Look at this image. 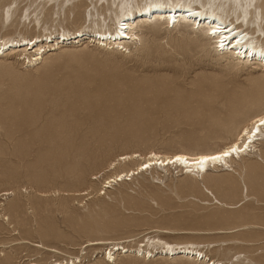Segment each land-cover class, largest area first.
I'll list each match as a JSON object with an SVG mask.
<instances>
[{
    "label": "rangeland",
    "instance_id": "rangeland-1",
    "mask_svg": "<svg viewBox=\"0 0 264 264\" xmlns=\"http://www.w3.org/2000/svg\"><path fill=\"white\" fill-rule=\"evenodd\" d=\"M109 1L69 0L62 9L44 0H0V37L46 43L34 66L23 55L0 56V264H204L160 256L156 240L192 244L222 264H264V138L203 179L178 164L153 166L100 192L108 177L150 152L222 147L264 110V91L250 94L264 88V68L224 61L231 56L218 55L200 30L146 31L152 22L130 53L61 39L63 30H93L89 12L105 16L113 31L117 1ZM11 2L15 24L1 26ZM258 5L264 32V0ZM260 42L264 47V35ZM130 153L141 158L116 162ZM88 241L142 244L155 257L115 251L108 262L111 246L86 247Z\"/></svg>",
    "mask_w": 264,
    "mask_h": 264
},
{
    "label": "bare ground",
    "instance_id": "bare-ground-1",
    "mask_svg": "<svg viewBox=\"0 0 264 264\" xmlns=\"http://www.w3.org/2000/svg\"><path fill=\"white\" fill-rule=\"evenodd\" d=\"M115 1H117V5L116 10L114 11V19H111L113 31H110V27L106 24L107 18L105 16L99 18L100 16L97 14V18L95 19L94 14L89 12L87 15L90 27H93V30L90 32H88V30L85 31L80 29L74 32L63 30L61 33V39H64V41L65 39L73 40L71 43H76L78 45L87 38L90 43H100L105 45V47L112 49L115 46L119 47V49L121 48L124 52L130 53L132 49H137L142 45V34L139 33L141 31L140 29L153 22L152 27L148 26L146 31L152 32L164 26L166 29L173 28L174 30L178 29V31L191 30V32H193L194 29H197L200 30L203 38L211 42L213 50L218 53V55L229 54L231 56H229L230 58L222 57L224 61L233 60V62H242V64L249 65L253 64L264 68V47L260 42L261 35H264V32L259 26L261 15L258 0H201L199 4L201 8L193 4L198 0H178L177 2L167 0L170 2L167 4H162L166 2L165 0H139L140 3L138 0H113L114 5ZM104 2L109 6V0H104ZM142 2H144V5L140 8L143 4ZM47 3L50 4L51 7L58 4L61 8L65 3H67V5L70 4L69 0H44V5ZM12 4L13 2L8 3V5L3 8L1 26L12 27L15 24V21H13V14L17 12V9H15V7L13 8L11 6ZM70 5L67 6V9H69ZM101 7H103V4H101ZM78 16L80 18V15ZM83 21L86 22V17H84ZM40 39H42L41 36H35L32 38H25L23 36L20 39H5L0 37V56L7 57L11 55H23L26 56L27 64L34 66L38 62L43 61V53L45 52L44 48L46 47V43L43 44L41 43L42 41H40L39 44H36ZM58 44L59 42H56V45ZM58 47L60 46L58 45ZM43 49L44 51H42ZM31 51L36 52L34 55L36 58L34 59L33 57V60L29 59L27 56V52ZM120 54L122 53L120 52ZM263 91V87H257L255 91L250 94L260 95ZM263 130L264 110L251 117L246 124L240 128L236 136L222 147H218L216 150L212 151L200 150L196 153L178 151L171 155H161L150 152L142 159V161L140 160L135 164L133 168L122 172L119 171V173L108 177L103 182L100 192L103 193L105 188L107 189L113 186L112 184L127 181L131 177L138 175L153 166L164 169L174 164L177 166L178 164L179 169H181L182 172L189 173L191 176L197 177V179L198 177L203 179L209 174L211 169L230 168L231 166L229 164L231 161L234 159H240L242 155L250 153L251 150L253 151V149L256 148V144L264 138ZM140 158V154L130 153L119 156L116 158V162L126 163ZM116 162L111 163L110 165L115 166ZM189 177L187 178L189 179ZM203 188L205 192L213 198L207 188L205 186ZM214 202L219 203L215 199ZM243 202L245 201L240 202L236 206H240ZM235 231L236 230L222 232L232 233ZM162 232L167 233L166 231ZM184 233L189 234L190 232ZM155 242L162 245L160 250H157L160 256H165L167 258L174 257V259L175 257L198 259L200 262H204V264H222L218 261L206 258V256L203 255L204 253H200L197 250V247L192 244L170 245L160 240H156ZM122 243L123 242L119 241H88L87 244H85L86 247L103 244L111 246L104 254V258L105 260L107 259L108 262H115L116 252H123L124 254H130L134 257H155L152 251L144 248L145 245L139 244L140 246L132 249L122 246ZM34 246L38 248L43 247L39 244H34ZM47 250L51 253L59 254V252L54 249L49 248ZM74 259L77 261V258ZM54 264H76V262L71 259V261H66L65 263L61 261L55 262Z\"/></svg>",
    "mask_w": 264,
    "mask_h": 264
}]
</instances>
